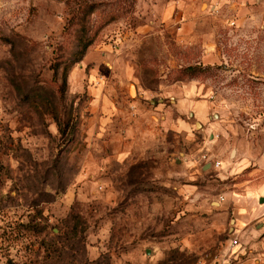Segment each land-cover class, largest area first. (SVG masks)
<instances>
[{
    "label": "rangeland",
    "instance_id": "rangeland-1",
    "mask_svg": "<svg viewBox=\"0 0 264 264\" xmlns=\"http://www.w3.org/2000/svg\"><path fill=\"white\" fill-rule=\"evenodd\" d=\"M261 160L264 0H0V264L212 263Z\"/></svg>",
    "mask_w": 264,
    "mask_h": 264
},
{
    "label": "crops",
    "instance_id": "crops-1",
    "mask_svg": "<svg viewBox=\"0 0 264 264\" xmlns=\"http://www.w3.org/2000/svg\"><path fill=\"white\" fill-rule=\"evenodd\" d=\"M124 123L127 128V135L134 132L135 137L138 138L139 141L148 140L150 135L153 133V126L151 124L152 121L149 119V116L145 114V111L141 106L135 108L132 115H128L127 118L124 119ZM125 143L126 139L119 140L118 145L120 149L117 150L114 155L116 159H122L125 157L127 153ZM140 151L144 153L142 154L143 157L147 155L146 150L142 149ZM261 163L264 165V160H261ZM221 198L222 197L210 200L209 203L213 204L214 201H216L218 207L223 204L224 198L220 200ZM251 200L252 197L248 195L247 198H241L238 202V206L241 208V211L238 213V227L236 229L234 228V237L238 236L239 238L240 234L239 240L241 244L235 250L242 254L246 250L249 255H251L252 252L255 260H259L257 264H264V222L261 220L260 222L254 224L253 227L250 225L252 219L264 217V206L258 210L253 209L251 208L253 204ZM227 251L228 248L226 246L221 250L219 256L222 258L223 255L227 254ZM235 264H253V261L247 260L246 257H242L240 261Z\"/></svg>",
    "mask_w": 264,
    "mask_h": 264
},
{
    "label": "built area",
    "instance_id": "built-area-1",
    "mask_svg": "<svg viewBox=\"0 0 264 264\" xmlns=\"http://www.w3.org/2000/svg\"><path fill=\"white\" fill-rule=\"evenodd\" d=\"M222 199V198H221ZM240 246V242L238 237H233L229 239V246L227 254L223 255L222 258L220 256L215 257L212 263L208 264H235L236 262L240 261L242 257H246L247 260H252L253 264H257L259 260H255L253 253L251 252V255H249L248 251H244V253H239L236 250L230 253V251Z\"/></svg>",
    "mask_w": 264,
    "mask_h": 264
},
{
    "label": "bare ground",
    "instance_id": "bare-ground-1",
    "mask_svg": "<svg viewBox=\"0 0 264 264\" xmlns=\"http://www.w3.org/2000/svg\"><path fill=\"white\" fill-rule=\"evenodd\" d=\"M129 92H130V94H131L132 96L134 95V94H133V93H134V89H133V87H130V88H129Z\"/></svg>",
    "mask_w": 264,
    "mask_h": 264
},
{
    "label": "trees",
    "instance_id": "trees-1",
    "mask_svg": "<svg viewBox=\"0 0 264 264\" xmlns=\"http://www.w3.org/2000/svg\"><path fill=\"white\" fill-rule=\"evenodd\" d=\"M87 44H88V43H84V44H83L81 52H83V51L86 49Z\"/></svg>",
    "mask_w": 264,
    "mask_h": 264
},
{
    "label": "water",
    "instance_id": "water-1",
    "mask_svg": "<svg viewBox=\"0 0 264 264\" xmlns=\"http://www.w3.org/2000/svg\"><path fill=\"white\" fill-rule=\"evenodd\" d=\"M196 126H200L199 122H196ZM263 201V198L260 199V202Z\"/></svg>",
    "mask_w": 264,
    "mask_h": 264
}]
</instances>
